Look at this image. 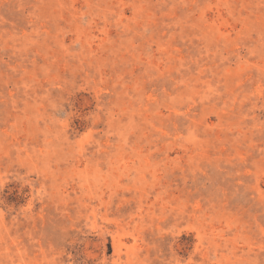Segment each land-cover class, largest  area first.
Returning <instances> with one entry per match:
<instances>
[{"label":"rangeland","instance_id":"1","mask_svg":"<svg viewBox=\"0 0 264 264\" xmlns=\"http://www.w3.org/2000/svg\"><path fill=\"white\" fill-rule=\"evenodd\" d=\"M0 264H264V0H0Z\"/></svg>","mask_w":264,"mask_h":264}]
</instances>
